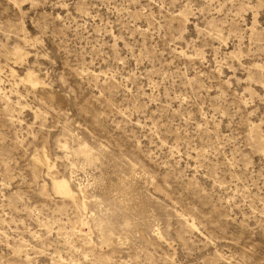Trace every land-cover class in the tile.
Returning <instances> with one entry per match:
<instances>
[{
	"label": "rangeland",
	"instance_id": "rangeland-1",
	"mask_svg": "<svg viewBox=\"0 0 264 264\" xmlns=\"http://www.w3.org/2000/svg\"><path fill=\"white\" fill-rule=\"evenodd\" d=\"M255 132L264 0H0V264H264Z\"/></svg>",
	"mask_w": 264,
	"mask_h": 264
},
{
	"label": "bare ground",
	"instance_id": "bare-ground-1",
	"mask_svg": "<svg viewBox=\"0 0 264 264\" xmlns=\"http://www.w3.org/2000/svg\"><path fill=\"white\" fill-rule=\"evenodd\" d=\"M14 2H20L23 0H13ZM33 84H38V81L36 78H33L32 80ZM257 132H255L256 134ZM258 138V144L260 148L264 149V146L261 144L259 133L255 135ZM64 149H69L67 142H64L61 146ZM75 154H82L85 155L87 158L91 155V149L88 147L87 144L81 143L79 147L74 151ZM38 165H45L48 170H50L52 167L49 164L47 158L44 156L42 158H38L36 160ZM52 189L56 194L62 195L64 197H68L70 199H74L76 192L72 189L67 179L64 177L52 179ZM78 193L82 195V189L78 188Z\"/></svg>",
	"mask_w": 264,
	"mask_h": 264
}]
</instances>
